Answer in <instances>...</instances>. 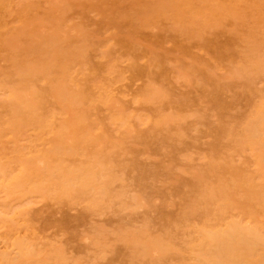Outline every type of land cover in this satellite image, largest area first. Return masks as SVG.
I'll list each match as a JSON object with an SVG mask.
<instances>
[{"label": "rangeland", "instance_id": "rangeland-1", "mask_svg": "<svg viewBox=\"0 0 264 264\" xmlns=\"http://www.w3.org/2000/svg\"><path fill=\"white\" fill-rule=\"evenodd\" d=\"M255 263L264 0H0V264Z\"/></svg>", "mask_w": 264, "mask_h": 264}, {"label": "bare ground", "instance_id": "bare-ground-1", "mask_svg": "<svg viewBox=\"0 0 264 264\" xmlns=\"http://www.w3.org/2000/svg\"><path fill=\"white\" fill-rule=\"evenodd\" d=\"M160 3L162 4V2H160ZM53 41H54V40H53ZM53 41H51V42H53ZM60 41H61V39H60ZM53 43H54V42H53ZM53 45H54V44H53ZM54 46H55V45H54ZM35 63H36V62H35ZM35 63H34V64H35ZM38 63H39V62H38ZM48 63H49V62H48ZM259 145H260V144H259ZM237 234H238V232L234 230V231L232 232V234H231V237H233V239L236 240V239H238V238H237V237H238ZM208 237H209V236H208ZM225 237H226V236H225ZM209 238H210V237H209ZM209 238H208V239H209ZM210 240H211V239H210ZM211 241H213V240H211ZM211 241H210V242H211ZM241 241H242V240H241ZM213 242H214V241H213ZM243 243H244V242H243ZM211 252H212V251H211ZM205 257H206V256H205ZM206 258H207V257H206ZM213 259L216 260L217 257L215 256V257H213ZM213 259H212V260H213ZM219 259H220V258L218 257L217 260H219ZM261 263H263V262H261ZM255 264H256V263H255ZM259 264H260V263H259Z\"/></svg>", "mask_w": 264, "mask_h": 264}]
</instances>
